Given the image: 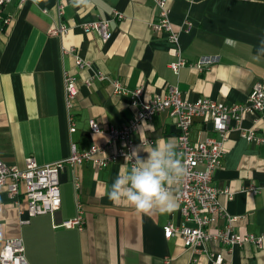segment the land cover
Returning <instances> with one entry per match:
<instances>
[{"label": "crops", "instance_id": "crops-1", "mask_svg": "<svg viewBox=\"0 0 264 264\" xmlns=\"http://www.w3.org/2000/svg\"><path fill=\"white\" fill-rule=\"evenodd\" d=\"M63 4L58 16L57 4ZM169 19L179 30L185 19L192 22L188 32H180L177 45L164 33H154L149 23L156 19L151 0H9L0 5V158L9 165L24 167L27 158L38 164L55 162L71 153V145L82 151L92 145H107L105 133H93L88 120L101 128L118 126L133 118L136 107L129 96L113 93L110 79L132 91L142 87L140 99L162 95L175 84L188 101L207 97L226 104L243 103L255 82H264V56L255 59L264 36V0H168ZM110 38L102 42L81 24L110 19ZM69 27L63 35L49 33L51 25ZM179 47L187 65L174 74L168 64ZM62 47H74L89 64L79 69ZM209 63L198 68L197 62ZM76 77L73 103L75 130L70 132L65 108L63 72ZM96 72L105 78H93ZM92 78V79H91ZM91 79L89 85L86 81ZM247 114L243 128H256L264 138V118ZM176 126L165 112L151 121H142L132 133L133 147L147 150L160 139L176 142ZM212 124L194 118L192 141L214 137ZM222 166L212 184L220 193L225 214L235 218L231 230L237 234L264 237V142L256 144L241 137L238 129L228 132ZM147 156L146 152H141ZM123 158L98 167L91 162L66 166L59 174L61 203L53 214L36 215L29 223L26 202L18 205L0 188V240L20 237L29 264H212L205 252L184 247L179 236L165 238L162 227L182 221L178 207L167 213L144 214L126 202L113 203L105 194L120 173ZM78 183V188L75 187ZM251 187H257L251 192ZM83 205V229L54 227L73 218L75 203ZM177 203V202H176ZM21 211V213H19ZM227 219L218 218L209 229H223ZM207 253L223 256L229 264H264V240L260 246L243 244L228 247L211 240ZM230 249V250H229Z\"/></svg>", "mask_w": 264, "mask_h": 264}, {"label": "built area", "instance_id": "built-area-1", "mask_svg": "<svg viewBox=\"0 0 264 264\" xmlns=\"http://www.w3.org/2000/svg\"><path fill=\"white\" fill-rule=\"evenodd\" d=\"M9 0H0L3 5ZM23 1V0H21ZM155 10L156 19L149 23V28L154 33H164L167 40L175 45L178 42L180 32H188L192 22L185 19L181 28L177 31L173 28L170 19V6L168 0H151ZM57 15L63 13V4L56 7ZM122 14L113 13L110 19H97L96 21L81 24L80 28L85 32H93L102 42L110 38L109 24L113 20H121ZM9 17L0 16V22L8 24ZM69 31V27L61 22L51 25L49 33L63 35ZM63 55L73 57L77 68L88 67L89 64L82 60L74 47H62ZM175 59L168 64V68L176 74L187 65L177 46ZM210 60L201 58L197 62L200 68ZM97 80L105 76L96 72L93 76ZM92 79V78H91ZM91 79L86 81L89 85ZM113 93L128 95L131 105L136 107V112L127 123L118 126L101 128L93 119L88 120V127L93 133H105L109 137L110 145L114 146V152L107 151V145H92L86 150L78 151L75 145H71V153L68 157L55 162L38 164L33 158L25 160L24 167L7 164L0 158V188H5L6 193L15 204L18 205V197L23 196L26 202V218L20 220L21 224L29 223L31 217L42 214H53L59 209L61 203L59 189V174L66 166H74L84 162H91L98 167H104L108 163L123 158L130 153L133 146L132 133L142 121H151L161 112H165L173 119L176 134V151L181 155L188 175L179 183L169 186L174 194L178 211L181 215V223L173 225L167 222L163 227V235L170 238L179 236L186 249L194 253L205 252L212 264H229L223 260L220 253H207L205 244L211 240L220 242L228 247L252 244L260 246L264 237L252 234H237L231 230V223L235 220L225 214L224 207L218 201V195L224 193L231 198V194L225 189L218 190L212 184L213 176L222 166L226 153L225 141L228 132L233 129L240 131L241 137L247 142L260 144L264 138L257 134L256 128H243L242 121L247 114H258L264 118V82H255L247 95L245 102L226 104L207 97H200L194 101H188L175 84H169L162 95L154 96L150 100L140 99L142 87L138 86L132 91L123 88L118 80L110 79ZM63 85L65 96V108L69 130H75L73 103L77 94L76 77L68 71L63 72ZM194 118H201L212 124L214 137H204L201 140L192 141L190 138L191 125ZM145 140L143 144H149ZM129 169L131 161L126 162ZM78 188V183H75ZM257 187H251V192H256ZM76 214L73 218L54 224V227L65 229H83V205L77 200L75 203ZM21 213V211H19ZM227 219V225L223 229H209V226L218 218ZM230 250V249H229ZM0 264H29L25 255V246L20 237L0 240Z\"/></svg>", "mask_w": 264, "mask_h": 264}, {"label": "clouds", "instance_id": "clouds-1", "mask_svg": "<svg viewBox=\"0 0 264 264\" xmlns=\"http://www.w3.org/2000/svg\"><path fill=\"white\" fill-rule=\"evenodd\" d=\"M88 0H74L75 4H87ZM264 56V36L256 48L255 59ZM146 152L147 156H142ZM176 151V144L171 138L160 139L156 146L145 149L141 145L125 154V162L131 161V167L122 165L120 173L112 181L105 194L113 203L126 202L136 211L151 214L171 212L177 203L169 186L181 182L188 170Z\"/></svg>", "mask_w": 264, "mask_h": 264}]
</instances>
